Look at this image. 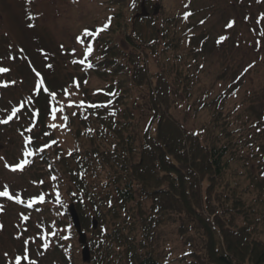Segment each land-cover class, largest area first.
<instances>
[{"label": "trees", "instance_id": "obj_1", "mask_svg": "<svg viewBox=\"0 0 264 264\" xmlns=\"http://www.w3.org/2000/svg\"><path fill=\"white\" fill-rule=\"evenodd\" d=\"M147 1L161 7L158 16L149 4L142 10V0H97L103 12L80 28L72 69L64 58L58 71L60 60L49 54L50 69L41 75L56 99L45 91L33 96L35 160L57 187L60 212L66 215V198L75 204L90 235L89 264H264L262 132L250 134L241 104L230 107L237 98L231 86L194 94L202 49L193 40V0L183 1L182 10ZM85 29L93 35L85 37ZM90 78L100 85H87L69 107L67 85L77 90ZM52 107H63L55 113L59 135L49 127L56 121ZM183 112H192L196 124L189 126ZM61 135L72 145L68 156L51 143ZM45 223L52 260L82 264L73 227L59 233ZM168 225L188 248L169 262L157 248Z\"/></svg>", "mask_w": 264, "mask_h": 264}, {"label": "rangeland", "instance_id": "obj_2", "mask_svg": "<svg viewBox=\"0 0 264 264\" xmlns=\"http://www.w3.org/2000/svg\"><path fill=\"white\" fill-rule=\"evenodd\" d=\"M182 1L166 0L165 4L167 9L181 10ZM192 3L196 10L193 24L197 26L193 40L196 47L202 49L197 57L201 65L200 81L194 88V94L200 96L205 90L220 92L225 89L226 84L238 88L237 98L230 102V107L241 104L243 120L246 117L249 120L245 127L247 130L251 127L250 134L258 132L253 124L261 123L259 128L264 142V36L261 35L264 32V0H194ZM147 4L152 6L158 16L161 7L155 1L150 3L143 0L142 10L146 9ZM102 12L103 8L98 5L97 0H0V68L9 69L7 72H0V121H7L5 126L0 123V191L7 188L11 195L19 196L24 201L17 203L14 199L0 196V264H16L17 256L22 258L21 264H29V261H34L35 264H56L49 253H42L45 245L41 241L46 239L43 236L46 232L45 227L43 228L45 217L42 214L35 215L28 206L30 199L43 194L47 203L56 208L55 198L49 196L57 194L55 183L49 180L39 161L29 169L24 166V170L18 171L24 172L23 175L11 171L25 157L30 160L34 156L17 133L20 125L8 120L12 114L11 106L22 94H32L37 81L33 82V77L25 75L23 70L17 73L18 67L15 66L12 55H9V47L17 48L18 45L23 50V55L27 56L25 60L29 58L33 61L32 64H38L36 59L40 57L39 48L45 47L49 51L53 49L55 60L60 59L61 65L56 68L64 72L66 65L62 61L69 57L59 53L60 49L63 45L73 49V36L79 35L78 30L97 20ZM230 22L231 27H228ZM154 28L158 30L159 27L156 24ZM221 37L226 39L221 40ZM7 42L8 48L5 45ZM66 68L72 69L69 64ZM41 70L47 71L43 69V65ZM89 84L93 88L100 85L94 78L84 80L77 90V85L72 89L67 85L74 105ZM182 114L189 126L196 124L192 112ZM201 114V117L205 116L204 113ZM53 124L57 125L54 129L59 131L58 123ZM60 137L62 139H58L55 146L63 145L66 151L62 153L68 156L72 145L62 135ZM32 183L35 184L34 188ZM48 215L52 223L57 224L56 216L51 213ZM23 216L28 219L23 220ZM60 223L65 224L67 220L61 217L58 224ZM37 227H40L41 233H36ZM64 229L60 226L59 230L64 232ZM51 246L46 245L49 249ZM157 246L161 259L168 262L175 259V256L180 258L188 251L177 229L170 225L161 230ZM169 249L172 250L171 253L168 252ZM25 255L28 257L27 261L23 259Z\"/></svg>", "mask_w": 264, "mask_h": 264}, {"label": "snow or ice", "instance_id": "obj_3", "mask_svg": "<svg viewBox=\"0 0 264 264\" xmlns=\"http://www.w3.org/2000/svg\"><path fill=\"white\" fill-rule=\"evenodd\" d=\"M262 19H264V17H262ZM231 24H232V22L229 23L228 27H231ZM106 27H107V24H105L104 27L100 29V31H103L104 29H106ZM97 34H98V33H97ZM91 35H93L92 32H90V31L87 30V29L84 30V36H85V37H87V36H91ZM261 35L264 36V32H261ZM77 39H78V42H82L81 39H80V37H78ZM220 39H221V40H224V39H226V37H221ZM91 52H92V48H91V46L89 45V46L86 48V50H85V55H90ZM80 63H84V61H80ZM49 67H50V66H49ZM88 67H92V65H91V64H88ZM250 67H251V65H250ZM7 71H9V69H7V68H0V72H7ZM36 76L38 77V80H37V83H36V86H35V90H36L37 94H39L40 91L48 92V89L43 87L44 80H43V78L41 77V74H40L39 72H36ZM48 94H49L51 100H52V101H55V99H56V93H55V92H48ZM65 95H70V93H68L66 89H65ZM29 102H30V101H29ZM83 103H84V102L81 101V102H80V106H82ZM68 106H69V107L74 106L73 102L70 101L69 104H68ZM89 106H90V107H104L105 105H95V104H92V105H89ZM21 107H23V105H21ZM19 111H20L19 108H13V109H12V114L8 117V120H11V119L16 115V113L19 112ZM57 111H63V107H60V108L52 107V108H51V113H50V114H51L53 120H55V118H56L55 113H56ZM33 115H34V116H35V115H38V113H33ZM73 115H75V113H73ZM63 119H64L65 121H67L68 117H67V116H64ZM6 122H7V121H0V123H6ZM49 127H53V128H55V127H57V125H55V124H50ZM29 131H31V129H29ZM45 135H48V134L45 133ZM29 142H30V141H29ZM51 143L54 144V143H56V141L53 140V141H51ZM49 146H50L49 144H45L43 147H49ZM39 150H40V151H43V148H40ZM30 154H31V153H29V155H30ZM27 163H29V161H27V160H21V162H20L19 164L15 165V166L12 168V170H13V171H16L17 169L22 170L23 167H24ZM53 179H55V177H53ZM40 183H43V181H41ZM0 196L7 197V198L10 199V200H11V199H14L17 203H23V202H24L23 200H21V198H20L19 196L11 195V194L9 193V191L7 190V188H5L4 191H0ZM44 200H45L44 195H43V194H40V195H38V196L33 197L32 199H30V200L28 201V206L31 207L34 203H38V202H39V203H42V202H44ZM22 219H23V220H27L28 217H27V216H23ZM21 259H22V258H21L20 256H17V257H16V264H21ZM23 259H24V260H28L27 255H25V256L23 257ZM29 264H35V262H34V261H29Z\"/></svg>", "mask_w": 264, "mask_h": 264}, {"label": "water", "instance_id": "obj_4", "mask_svg": "<svg viewBox=\"0 0 264 264\" xmlns=\"http://www.w3.org/2000/svg\"><path fill=\"white\" fill-rule=\"evenodd\" d=\"M69 212L71 214L72 217V223L76 229L77 234L79 235V244L83 245L84 248L82 250V257L84 261H89L90 260V256H89V250L88 247L85 245L86 243V236L81 232V225L79 224V219L78 216L74 210L73 206H70ZM94 224V227H96V224Z\"/></svg>", "mask_w": 264, "mask_h": 264}]
</instances>
